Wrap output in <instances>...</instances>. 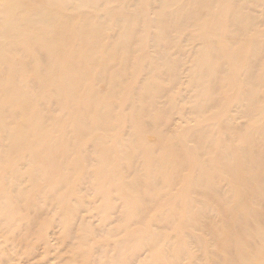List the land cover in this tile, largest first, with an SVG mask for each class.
<instances>
[{"label": "rangeland", "instance_id": "1", "mask_svg": "<svg viewBox=\"0 0 264 264\" xmlns=\"http://www.w3.org/2000/svg\"><path fill=\"white\" fill-rule=\"evenodd\" d=\"M249 236L264 0H0V264H237Z\"/></svg>", "mask_w": 264, "mask_h": 264}, {"label": "bare ground", "instance_id": "2", "mask_svg": "<svg viewBox=\"0 0 264 264\" xmlns=\"http://www.w3.org/2000/svg\"><path fill=\"white\" fill-rule=\"evenodd\" d=\"M255 215L250 218V221H254ZM248 236V233H247ZM262 237V235H260ZM254 241L252 237L249 236L247 243L248 247L246 249V255L243 258L234 259L237 264H241V261H244V264H264V255L256 254L257 252H253L252 243Z\"/></svg>", "mask_w": 264, "mask_h": 264}]
</instances>
